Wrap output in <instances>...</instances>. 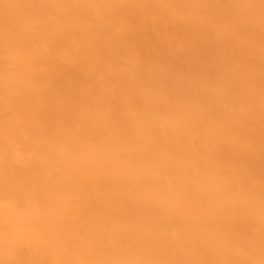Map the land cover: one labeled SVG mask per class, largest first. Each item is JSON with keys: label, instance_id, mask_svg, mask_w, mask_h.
<instances>
[{"label": "bare ground", "instance_id": "1", "mask_svg": "<svg viewBox=\"0 0 264 264\" xmlns=\"http://www.w3.org/2000/svg\"><path fill=\"white\" fill-rule=\"evenodd\" d=\"M0 264H264V0H0Z\"/></svg>", "mask_w": 264, "mask_h": 264}]
</instances>
